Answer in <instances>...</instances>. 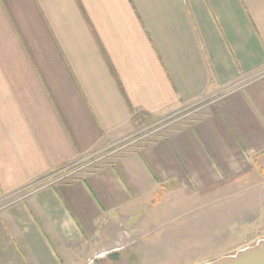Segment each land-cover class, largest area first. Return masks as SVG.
Instances as JSON below:
<instances>
[{"label": "crops", "instance_id": "0c3cea01", "mask_svg": "<svg viewBox=\"0 0 264 264\" xmlns=\"http://www.w3.org/2000/svg\"><path fill=\"white\" fill-rule=\"evenodd\" d=\"M238 175L264 176V0H0V264H86L168 185Z\"/></svg>", "mask_w": 264, "mask_h": 264}, {"label": "rangeland", "instance_id": "374dc122", "mask_svg": "<svg viewBox=\"0 0 264 264\" xmlns=\"http://www.w3.org/2000/svg\"><path fill=\"white\" fill-rule=\"evenodd\" d=\"M166 123L140 130L104 155ZM89 162L67 164L52 177L71 178L92 168ZM250 175H238L235 179L245 180L234 183L226 176L217 182H179L178 189L168 185L150 200L145 214H138L130 225L124 223L121 230L117 227L114 245L103 243L86 264H206L254 246L264 239V176Z\"/></svg>", "mask_w": 264, "mask_h": 264}, {"label": "water", "instance_id": "95a60500", "mask_svg": "<svg viewBox=\"0 0 264 264\" xmlns=\"http://www.w3.org/2000/svg\"><path fill=\"white\" fill-rule=\"evenodd\" d=\"M206 264H264V239L259 240L254 246Z\"/></svg>", "mask_w": 264, "mask_h": 264}]
</instances>
